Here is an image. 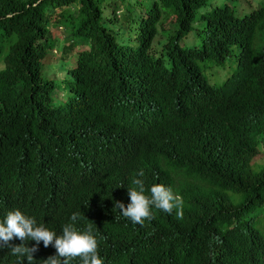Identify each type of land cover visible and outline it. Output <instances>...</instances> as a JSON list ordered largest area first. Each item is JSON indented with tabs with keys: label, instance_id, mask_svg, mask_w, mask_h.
<instances>
[{
	"label": "trees",
	"instance_id": "16d2710c",
	"mask_svg": "<svg viewBox=\"0 0 264 264\" xmlns=\"http://www.w3.org/2000/svg\"><path fill=\"white\" fill-rule=\"evenodd\" d=\"M207 3L0 0V223L19 210L59 229L79 213L74 226L83 233L91 223L103 264H264V169H252L264 142L247 133L264 108V8L237 15L228 4L205 10ZM126 25L134 46L116 40ZM158 27L169 31L155 55ZM190 32L194 43L182 44ZM234 48L233 71L210 84L200 63L225 64ZM114 125L119 136L92 147ZM172 127L197 130L192 142L177 141L174 159L158 149ZM131 137L150 148L129 153ZM139 162L148 169L144 194L170 187L183 219L152 208L154 219L133 223L116 207V190L87 214L82 196L103 195ZM38 249L32 264L56 255ZM20 259L0 253V264Z\"/></svg>",
	"mask_w": 264,
	"mask_h": 264
},
{
	"label": "clouds",
	"instance_id": "9594fccd",
	"mask_svg": "<svg viewBox=\"0 0 264 264\" xmlns=\"http://www.w3.org/2000/svg\"><path fill=\"white\" fill-rule=\"evenodd\" d=\"M262 8H264V3L258 5L251 12ZM261 65L263 72L259 75L257 83L262 88L261 101L264 102V44ZM119 130L120 126L118 125H114L110 130H104L102 136L91 142V145H94L92 147L102 148L106 146L119 136L121 133ZM207 130L210 129L207 128ZM250 130L251 132L247 133L255 135L257 141L262 140L264 142V108L256 111ZM196 133L197 130L194 131L192 128L179 130L176 127H172L161 135L158 149H161L162 154L166 157L179 158L177 141L187 140L192 142ZM258 146L259 153L261 151L264 152V144L259 142ZM125 147L129 153L138 155L141 152H143L142 154L146 153L150 145L141 146L138 138L131 137L126 141ZM147 173V165L139 162L124 177H119L116 181L110 183V186L102 188L103 195L97 193L87 194V196L83 195L81 203L85 211L90 215L95 214L103 204L106 193L109 190L110 193L116 190L120 192L118 198L122 197L116 202V207L120 209L121 214L125 218L130 219L133 223L143 225L145 220L154 219L152 208L161 210L169 215L175 210L176 218L183 219L182 199L175 195L170 187L160 184L153 185L150 189L151 196L144 194L147 187L145 185ZM127 200H130V203L125 207L121 202ZM79 217V213H73L71 216L72 222L68 221L58 229L54 224H49L44 220H41L42 223L36 222L35 218L25 216L19 210L10 211L4 221L0 223V253L4 256L12 254L21 258L20 264H23L24 258L27 259L28 264H32L34 253L39 250L38 245L41 243L45 248L50 246L56 249V255L48 257L43 261V264H70V261L77 257L82 260L83 264H103L97 252L98 244L92 233L91 223L83 233L75 228V222ZM13 238L19 239L22 243L19 246L11 244L10 241ZM28 241H35L36 246L28 247L26 243Z\"/></svg>",
	"mask_w": 264,
	"mask_h": 264
},
{
	"label": "rangeland",
	"instance_id": "374dc122",
	"mask_svg": "<svg viewBox=\"0 0 264 264\" xmlns=\"http://www.w3.org/2000/svg\"><path fill=\"white\" fill-rule=\"evenodd\" d=\"M263 3H264V0H208V3L205 7V10L206 9L210 10L216 6H222L224 4H228L229 6H231L232 8L235 9V12L237 15H244V14L251 12L254 8H256L258 5L263 4ZM105 5L109 9L108 4H106V3L102 4V6H105ZM127 26L128 25H126L122 29V31L120 32L119 35H116V40L118 42H125V43H129V44L134 46V45H136L137 42L133 36V33L129 34L131 32V30ZM168 31L169 30H167L165 32L158 27L157 34L154 37L152 45H151V53L152 54L160 55V53L163 51L162 48H163L164 42L166 41ZM193 43H194L193 33L190 32L188 37L183 40L182 44L191 45ZM58 45L60 46L61 42H59ZM256 45H257V41L254 42V47H256ZM237 52H238V50L236 48H234V52H232V54L230 56L231 59L228 60L225 64H219V65L215 64L213 66H205V65L200 63L201 72H202L203 76L207 78V80L210 84H214V85L221 84L224 81V79L226 78V76H228L233 71L230 63H231L232 59L234 61L235 54ZM54 54H57L56 51H54ZM54 65H56L55 68H53V69H55L56 73H54V74L52 73L51 75L53 77H60V76H58V74H59L58 71L61 68L59 69L58 67L61 65V63L59 65L58 61H57ZM164 65L169 66V63L167 61H165ZM233 67H234V64H233ZM55 75H57V76H55ZM61 94H62L61 91H58V94H54V95L60 97ZM252 169L256 170V171H261L264 169V152L261 151L253 159Z\"/></svg>",
	"mask_w": 264,
	"mask_h": 264
}]
</instances>
